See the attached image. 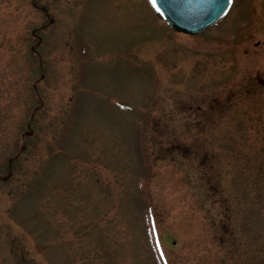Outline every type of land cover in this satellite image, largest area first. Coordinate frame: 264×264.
Here are the masks:
<instances>
[{"label":"rangeland","instance_id":"rangeland-1","mask_svg":"<svg viewBox=\"0 0 264 264\" xmlns=\"http://www.w3.org/2000/svg\"><path fill=\"white\" fill-rule=\"evenodd\" d=\"M33 1L0 0V264H264V0L193 36Z\"/></svg>","mask_w":264,"mask_h":264},{"label":"water","instance_id":"water-1","mask_svg":"<svg viewBox=\"0 0 264 264\" xmlns=\"http://www.w3.org/2000/svg\"><path fill=\"white\" fill-rule=\"evenodd\" d=\"M230 1L156 0L154 6L174 29L185 33H198L216 23L228 9ZM32 133V129L26 132L29 135ZM25 148L26 146L24 145L22 149ZM12 161L13 159H10V163ZM12 174L11 171L4 179H8Z\"/></svg>","mask_w":264,"mask_h":264},{"label":"flooded vegetation","instance_id":"flooded-vegetation-1","mask_svg":"<svg viewBox=\"0 0 264 264\" xmlns=\"http://www.w3.org/2000/svg\"><path fill=\"white\" fill-rule=\"evenodd\" d=\"M34 4H35V0H34ZM48 13H49V11H48ZM48 13H47V15H48ZM49 14H50V13H49ZM48 16H49V15H48ZM262 16H264L263 13L260 14V17H262ZM260 17H256V18H257V19H260ZM244 51H245L246 53H248V52H249V49H246V50H244ZM259 74H260V73H258V74L256 75L257 78H258ZM207 103H208V104H207V107H206V112H205L204 114H202V115L200 116V118L197 120L198 123L202 125L201 128H203L204 130L207 129V128L210 126V125H208V122H210V120H212V110H209V108L213 107L212 100H210V101L207 102ZM200 106H201V105H200ZM200 106H199V107H200ZM196 117H197V115H196Z\"/></svg>","mask_w":264,"mask_h":264},{"label":"snow or ice","instance_id":"snow-or-ice-1","mask_svg":"<svg viewBox=\"0 0 264 264\" xmlns=\"http://www.w3.org/2000/svg\"><path fill=\"white\" fill-rule=\"evenodd\" d=\"M152 3H153V5H155L156 4V0H152Z\"/></svg>","mask_w":264,"mask_h":264}]
</instances>
